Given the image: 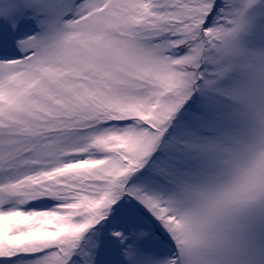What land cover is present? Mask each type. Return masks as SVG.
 <instances>
[{"label": "snow or ice", "instance_id": "obj_1", "mask_svg": "<svg viewBox=\"0 0 264 264\" xmlns=\"http://www.w3.org/2000/svg\"><path fill=\"white\" fill-rule=\"evenodd\" d=\"M0 264H264V0H0Z\"/></svg>", "mask_w": 264, "mask_h": 264}]
</instances>
